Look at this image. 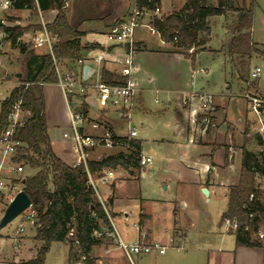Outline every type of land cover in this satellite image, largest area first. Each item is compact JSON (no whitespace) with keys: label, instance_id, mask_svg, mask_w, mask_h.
Segmentation results:
<instances>
[{"label":"crops","instance_id":"crops-1","mask_svg":"<svg viewBox=\"0 0 264 264\" xmlns=\"http://www.w3.org/2000/svg\"><path fill=\"white\" fill-rule=\"evenodd\" d=\"M79 2L80 0H70L68 2L66 9L67 18L70 25L75 26L77 31L82 33V36L79 38L82 43L81 45L83 47L88 46L92 48L79 52L81 59L79 62L60 65L61 72L65 74L72 71L75 77L80 80L83 76L84 69L88 67L90 81L94 79V76L98 72L102 75L103 68L121 76L128 48L126 45L112 40L110 35L113 30L118 28L121 24L128 22L129 18L139 11L136 7V0H83L82 3ZM184 4L185 1L180 4L177 10L181 9ZM12 6L13 7L8 11H2L0 14V21L4 24L0 27V55L8 54L11 58H15L14 61L17 63L20 60H24L23 67L25 68V72H15V78L18 80L15 87L17 88L19 87V80L21 79V85L22 81L29 74H31V76L34 75L36 72L34 68L38 67L41 63L40 58L49 53L46 47H36L34 45L35 42L29 39L28 34L15 37L14 42L12 40L13 37L10 38L11 32L5 29L22 28L32 24H38L42 27V19L45 25H51L56 19L58 10L53 7L43 12H33L29 8H17L14 3ZM174 7L175 4L171 11L174 10ZM171 11L166 15L170 14ZM229 13L230 12H228V14ZM231 13L235 15L234 19L238 15L236 12ZM140 16H142L140 20L141 26L135 29L133 38L136 45L135 62L138 67L132 78L137 86L133 109L136 107L139 109V107L142 106L140 97L136 99L138 93L142 94V92L145 91H139V86L141 85L140 76L144 75V78L148 80V84L154 83L157 81V78H162V76L158 77L152 73L150 62H152L153 58L163 57L181 60L183 57L191 58L193 56V53H189L188 55L182 54L172 44L162 41L160 35L156 33L150 25L151 14L143 13L140 14ZM40 31L34 33L33 39ZM154 36L158 38L156 48L150 43L151 38ZM210 39L211 32L207 44L199 48L201 52L204 48L208 47ZM261 52L264 53V51ZM30 54H33L34 60L31 61L28 67ZM197 55L198 54L195 55V58ZM96 57H101L102 60L98 61ZM234 58L230 57L231 61L235 64L236 62L239 64V61ZM205 73L208 74V71ZM163 79L165 82L168 81L167 83L171 85V88L166 90V92L177 96V98L172 99L171 102L163 108V112H166L165 114L169 113V115L172 114V116H174L172 123V125H174V132L168 144L175 154L176 161L174 162L177 163L178 168L176 171H173V177L169 174L164 183H162L165 185L168 193L172 192L170 198L168 197L167 200L169 203H175V212L176 210H188L190 207V195L194 197V193H198L205 197L208 203L215 202L221 206L217 216H214L213 222H211L212 226L207 233L208 237L205 242L207 248L205 249L207 252H214L217 254L215 257L208 260V264H229L228 257H230L232 264H264V250L260 248L238 247L236 245L237 239L234 231L229 232L227 230L231 236L230 238L234 241L233 246L230 245L228 248H223L225 231L222 228L224 227L226 229V227L222 222V216L228 209L230 189L239 182L243 164V154L245 151L257 152L255 149H261L262 147L258 144V146H256L255 141L251 140L252 138L254 139V129L255 131L257 130V118L255 114L253 113V115H251L249 113V104H246L243 96H240L238 99L237 97L235 98V96L228 97L214 94L212 99L214 111L209 113L211 120L208 125H205L203 123L205 113H200L198 110H195L194 102L197 98V94L190 95V99L187 100L181 96L185 94V90L181 86L177 87V84L182 82V75L180 73H175L174 75H168V78L163 75ZM243 80L244 78L242 81ZM227 85V88L230 89V84ZM43 87V92L45 94V109L47 111L46 120L49 129L48 136L55 156L63 163L69 167H74V163L77 160V156L73 151L75 148V137L71 128L70 109L72 108V110L83 112V106H87L88 108V114L86 116L90 124L86 125L83 131H81L82 133L98 139L104 136L105 132L106 134H110L111 137L122 139L121 141L114 140L112 147L97 146L93 149H86L88 155L87 162H102L104 158L118 155L128 157L136 152L131 142L136 141L135 138H137V133L134 138L130 136L132 131L129 134L120 135L118 131L111 126L113 123H117L116 118L125 121L128 119H126L124 115L122 116L116 108H101L95 98L94 91L88 93L87 97H80L79 95H66L60 84H49ZM49 99L53 101V106L52 104L49 106ZM241 103L245 104L243 109L241 108ZM145 123L148 124V122ZM92 124H96L98 128H92ZM246 128H249L251 137H247L248 141H246L245 136ZM53 130L60 131V134L51 139L49 134H51ZM163 141H165V139H163ZM260 152H264V150ZM140 156L151 157L150 155L144 154L142 148L137 157L138 161ZM1 159L2 157H0V163H2ZM160 160L171 161L172 157H163L160 158ZM10 161L11 159L9 162ZM5 163L1 170L2 177L6 182L16 184L15 182L19 181L20 175L10 174L9 165ZM119 168L114 170V173L110 172L113 174L112 177H109L107 174L106 177L100 179L96 178L98 176L97 172L90 174L92 182H94L93 184L97 189L100 199L103 200V203L105 201V195L111 192V201H113L112 204L108 202L111 211L117 215V218L111 219L114 229L113 234L117 237L114 239L117 240L116 250L105 249V253H103L111 264H117V261H119V257L115 254L120 250L118 249V241L121 240L126 243L117 228L119 223L124 226L128 225L129 219L126 217L127 210L119 205L123 195L122 191L126 187H129V185L139 182L143 171L148 170V172L158 175L162 169L159 167L153 169H150L152 167L147 169L142 168L139 162L136 164L129 163L125 165V167ZM256 180L262 183V187L260 188L264 193V178L257 177ZM203 189L208 190V197L203 194ZM129 199L138 201L142 207L140 216L136 221L137 225L135 226L136 242H158L157 240L161 235H155L153 218L143 210V206L152 201V199L145 198L140 194ZM9 203L8 200L0 202V216L3 215V208L5 210ZM188 216L191 218L190 213H188ZM177 217L178 216L172 218V226H167L163 230V233L170 232L174 235L176 232L181 231L182 238L180 242L186 243L188 236L192 234L194 230L192 227L193 221L189 218L186 221H182ZM125 228L127 227H124V229ZM248 231L255 233L252 226ZM0 242H3V238L0 239ZM215 258L218 259V261H215ZM13 259L10 260L5 256H0V264H15Z\"/></svg>","mask_w":264,"mask_h":264},{"label":"trees","instance_id":"trees-1","mask_svg":"<svg viewBox=\"0 0 264 264\" xmlns=\"http://www.w3.org/2000/svg\"><path fill=\"white\" fill-rule=\"evenodd\" d=\"M69 1L15 0L14 2L17 8H29L33 12L57 8L56 19L53 24L47 26V30L59 39L53 49V55L41 57L40 65L34 68L35 74L32 76L29 74L22 84L1 102L0 136L8 125L11 109L17 103L21 102L22 110L30 114L26 123L16 132V139L22 142L25 151L19 150L13 162L18 165L24 163L37 171L36 174L15 183L22 184L26 180L23 190L31 197L33 203L31 212L36 215L37 220L34 240L41 242L42 246L35 259L23 264H45L46 255L54 243L69 245L68 264L79 263L81 260L87 264H96L91 258L94 248L100 246L108 248L114 245V239L107 237V234L114 233L111 219L117 218V215L112 211L107 214L104 206L95 198V191L89 184L84 165L74 168L59 160L52 150L48 136L43 86L59 83L56 63L67 65L79 62L81 60L79 52L92 48L81 45L79 38L82 33L68 21L66 4ZM161 3L162 0H136V7L139 14L152 15L150 25L153 30L160 35L162 41L172 44L182 54L188 55L191 49L198 50L207 44L211 32L210 18L236 12L238 15L233 37L229 42L228 55L231 58L239 57L241 59L239 65L242 69L246 66L245 59H251L255 54L264 56L261 50L255 48L256 43L253 39L257 7L255 0L251 1L247 9L235 7L234 0H216V5H212L210 0H185L181 9L174 8L170 14L159 17L157 13H161ZM5 30L11 32L10 38L13 37L14 41L15 37L34 34L42 30V27L37 24L35 27ZM33 58V54H30L28 67ZM192 58L195 59V55ZM101 77L108 85H121L126 81L125 78L105 68L102 69ZM83 112L85 115L88 114L87 106H83ZM245 136L246 141L251 138L249 128H246ZM112 139L122 140L116 137ZM258 142V145H263L261 138ZM131 144L136 149L135 153L128 157L123 155L107 157L102 162H88L89 172L100 174L104 169L116 170L129 163H138L141 143L134 141ZM257 177L264 178V152L245 151L240 179L238 184L230 189L229 205L222 216V222L230 220L238 224L235 231L238 247L264 250V245L251 239V232L248 231L252 226L253 231L258 232V225L264 223V200L257 198L259 189L256 186ZM74 224L76 240L68 242L70 227ZM99 233L103 234L101 238H97Z\"/></svg>","mask_w":264,"mask_h":264},{"label":"rangeland","instance_id":"rangeland-1","mask_svg":"<svg viewBox=\"0 0 264 264\" xmlns=\"http://www.w3.org/2000/svg\"><path fill=\"white\" fill-rule=\"evenodd\" d=\"M184 1L185 0H162V13H159L158 16L161 17L166 15L172 10L174 4V8L178 9L180 4H182ZM251 1L252 0H234V5L240 9H247L250 7ZM82 2L83 0H80L79 3ZM210 2L212 5L217 4L216 0H210ZM255 2L257 3V7L255 10L253 39L254 42L257 43L255 48L258 49V51H264V0H255ZM1 13L2 11H0V14ZM234 16L235 15L230 12L227 15L216 16L210 19L211 39L208 43L209 48H204L202 52L201 49H199L200 51L191 49L193 55L198 54L194 60L192 57H183L181 60H173V58L163 57L153 58L152 62H150L152 73L158 77L162 76V78H157V81L148 84V80L144 78V75H141V85L139 86V91H145L142 92V94L138 93L136 95V99H139L140 97L142 106H140L139 109L137 107V109H133L129 113L130 118H126L128 119L127 121L116 118L117 123H113L111 125L113 129L118 131V134L120 135L129 134L134 130L137 131V138H135V140L141 143L143 153L150 155L153 158V165L150 169L155 167L162 168L158 175H154L152 172H148V170L143 171L141 173V180L139 182L129 185V187H126L122 191L123 195L120 199L119 205L127 210L129 219L128 225L126 226L121 223L118 224L117 228L119 233L127 244L136 242L135 226L137 225L136 221L140 216L142 207L138 201L131 200L129 198L140 194L145 198L152 199V201L143 206V210H145V213L150 214L153 218L155 224V235H161L157 241L161 245L167 247L165 255L153 252L147 256L134 258L133 261H130L124 252L119 250L115 253L119 257L117 264H208V260L217 255L214 252L206 251L205 248H207V245H205V242L208 237V230L212 226L211 222H213L214 216H217L221 206L215 202L208 203L206 202L205 197L193 192L194 197H191L190 195L189 199V209L186 211L176 210L175 212V203H169L167 200L168 197L170 198L172 192L168 193L165 185L162 184L169 174H171L173 177V171L178 169L177 163L174 162L176 161L175 154L168 144L174 132V125H172L174 116H172V114L169 115V113L165 114L166 112H163V108H165V106H167V104L171 102L172 99L177 98V96L168 94L166 92V90L171 88V85L167 83L168 81H164L163 75L166 78H168V75H174L175 73H180L182 75V82L177 84V87L181 86L185 90V94L181 96L187 100L190 99V95L197 94V98L194 102L195 110H198L200 113H204V111L201 109V99L198 97L199 95H209L212 97V99L214 94L225 95L228 97L235 96V98L237 97L238 99L240 96L244 97L245 92L248 89L246 81L249 79V73L252 69L257 67L261 69V74L258 80H251L253 83L251 89L252 91H255L257 94L264 97V56H261V54H255L251 59H245L244 62L246 66L244 69H242V66H240L237 62L236 64L233 63L228 55L229 42L234 32V25L236 24V17L234 19ZM141 17L142 16H140V18ZM1 25L4 24H2L0 21V27ZM36 25L37 24L27 25L22 28L35 27ZM28 35L29 39L33 41L34 34ZM150 43L152 46H154V48H156V45L158 44L157 36L151 38ZM189 53H191V51H189ZM14 59L15 58H11V56L8 54L0 55V111H2L1 102L6 100V98L11 94V91L16 87L18 80L15 78V72H25V68L23 67L24 60H20L17 63L14 61ZM234 59L239 62L241 61L239 57ZM206 71H208V74L205 73ZM243 78L244 80L242 81ZM19 81L21 82V79ZM20 82H18V86H20ZM227 84H230V89L227 88ZM244 101L247 104V101ZM51 104L52 106L54 105L53 101L49 99V106ZM240 105L242 109L245 106L244 103H241ZM249 113L253 115L250 110ZM145 122H148V124ZM254 131V141L256 146H258V140L261 138V136L258 137V134H256L257 130L255 132ZM58 134H60V131L53 130L49 135L52 139ZM104 134L106 133L104 132ZM163 139H165V141H163ZM261 139L263 143L264 140L263 138ZM261 146V149H255L257 153L261 150H264V145ZM24 151L25 148L21 149L20 152ZM2 152L3 147L0 144V157L2 156ZM163 157H172V160H160V158ZM14 158L15 157H8L6 159L7 161L5 160V162H7L5 164H8L9 166L12 163L14 164ZM10 159L12 162H9ZM19 165L24 167V172L19 176V180L37 173V171L32 170L24 163H20ZM113 171L114 170L104 169L100 174L97 173L98 176L96 175V178L102 179ZM257 184L258 188L262 187V183H259L256 180V186ZM110 194L111 192L106 194V197H104V205L108 213L111 212L109 202L111 201L112 196ZM95 198L99 200L97 194H95ZM257 198L261 201L264 200L261 188L258 190ZM8 205L9 204H7V206ZM5 210L3 208V215ZM188 213H190L191 218L188 216ZM29 214H31L30 210L0 230V239L3 238V242H0V256H5L10 260L14 258L13 261H15V264H23L35 259L39 248L42 246L41 242L34 240L36 236V216L33 221H28L26 216H29ZM3 215H1L0 218ZM176 216H178L177 218L182 221H186L188 218L193 221L192 227L194 230L192 234L188 236L186 243L180 242V239L182 238L181 231L176 232L174 235H172L170 232L163 233V230L167 226H172V218ZM75 227V224L70 227L68 242L76 240ZM124 227H127L125 228L126 230ZM222 229L225 231V243L223 242V248H228L230 245L233 246L234 241L232 238H230L231 236L228 233L229 229H225L224 227ZM257 230V233L251 232V239H254L258 242L260 241L258 238L259 232H264V223H260ZM172 237L175 239V243H171ZM141 243L149 245L154 244V242ZM116 246L117 240H114V245L108 248L105 246H100L99 248L95 247L96 249L94 248L91 258L96 261V264H111V262L104 256L103 253H105V249L116 250ZM69 252V245L67 243H54L46 255L45 264H68ZM77 252L78 251L75 253ZM76 255L78 256V254ZM228 259L229 264H232L230 257H228ZM215 261H218V259L215 258ZM75 264L87 263L81 260L79 263Z\"/></svg>","mask_w":264,"mask_h":264},{"label":"built area","instance_id":"built-area-1","mask_svg":"<svg viewBox=\"0 0 264 264\" xmlns=\"http://www.w3.org/2000/svg\"><path fill=\"white\" fill-rule=\"evenodd\" d=\"M13 5V0H0V10L1 11H8ZM68 3L66 4L67 8ZM141 14V13H140ZM139 12H136L133 14L128 22L121 24L112 31L110 38L112 40H115L116 42L126 45L128 48L127 56L124 61V68L121 71V77L125 78V84L121 85H108L105 84L102 81V77L100 73L98 72L94 79L90 81V76L88 75V78H84V72L83 76L80 80L79 78H76L74 73L67 72L62 73L60 70V64L56 63V71L59 78L60 86L63 88L66 95L70 96H77L80 97H87L88 93L91 91H94L95 98L97 99L98 105L101 108H108L113 107L116 108L122 116L126 118H130V112L132 111L134 107V98L135 93L137 90V86L132 80L133 74L137 71L138 67L135 62V42L133 40L135 29L137 27L141 26V18H140ZM159 14V13H158ZM42 30L38 32L33 39L34 45L38 48L46 47L48 50V53L53 55V49L57 45L59 39L56 35L53 36L52 33H50L47 30V25L43 23L42 19ZM191 53L192 50H191ZM96 60L101 61V57H96ZM261 74L260 68H254L249 73V79L246 81L248 85V89L245 92L244 99L248 101L249 109L252 113L256 116V126H257V132L258 137L261 136V138L264 139V97L257 94L255 91H252L251 86L252 82L251 80H258ZM26 86H29V84H26ZM201 99V109L205 113V117L203 119V123L205 125H208L210 123V114L214 111V108L212 106V97L207 95H201L199 96ZM71 111V128L74 133L75 142H74V153L77 156V160L74 163V168L84 165L86 168V172L89 177V184L93 187L95 194H97L99 202L104 206L103 200L100 199L99 194L97 192V189L95 188V185L93 184L91 179V173L89 172L87 168L88 164V155L86 153V149H93L97 146H105V147H112L113 146V139L110 136V134H104V136L95 139L92 136L85 135L81 131L86 127V125L90 124L88 117L84 114V112L72 110ZM30 117L29 113H26L21 108V102L17 103L13 108L11 109L9 115H8V125L6 129L3 131L1 138H0V144L3 147L2 152V163H0V202L8 200L9 202L14 198V196L21 191L23 186L21 184H14L12 182H6L5 179L2 177L1 170L3 168L4 161L8 157H16L19 150L24 148V145L22 142L16 139V132L18 129H20L28 120ZM92 128L96 129L98 126L96 124H92ZM137 131H132L130 133V136L132 138L136 137ZM12 162V161H10ZM139 164L142 168H150L153 164V160L151 157L147 156H140L139 158ZM9 173L10 174H16L21 175L24 172V167L22 165L18 164H11L9 166ZM112 173H109L108 176L112 177ZM264 188V187H263ZM106 211V209H105ZM106 213H108L106 211ZM35 214L31 212L29 216H26V219L28 221H33L35 218ZM34 223V222H33ZM224 225L229 231H236L238 224L236 222H232L230 220H226L224 222ZM23 231V229H22ZM103 234H98L97 238H101ZM107 237H111L113 239L117 238L115 234H107ZM258 238L260 242L264 245V232H259ZM171 243H175V239L171 238ZM118 249L124 252L126 257L133 261L134 258H140L142 256H147L152 254L153 252H157L161 255H165L167 247L164 245H161L159 242H156L152 245L144 244L141 242H135L132 244H127L121 240L118 241Z\"/></svg>","mask_w":264,"mask_h":264},{"label":"water","instance_id":"water-1","mask_svg":"<svg viewBox=\"0 0 264 264\" xmlns=\"http://www.w3.org/2000/svg\"><path fill=\"white\" fill-rule=\"evenodd\" d=\"M88 75L89 68L86 67L84 69V78L87 79ZM25 181L26 180L22 182V186L25 185ZM202 192L205 196H209V192L207 189H203ZM32 206L33 203L31 197H29L23 189L19 191L10 201L4 212V215L0 218V230L12 223L16 218L24 215L27 211H31ZM126 217L128 218L129 214L126 213Z\"/></svg>","mask_w":264,"mask_h":264}]
</instances>
